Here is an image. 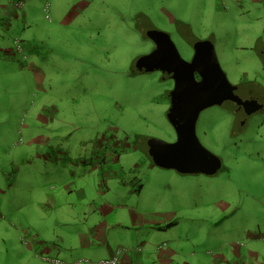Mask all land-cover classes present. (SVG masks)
<instances>
[{"label":"rangeland","instance_id":"rangeland-1","mask_svg":"<svg viewBox=\"0 0 264 264\" xmlns=\"http://www.w3.org/2000/svg\"><path fill=\"white\" fill-rule=\"evenodd\" d=\"M160 32L187 61L195 42L210 41L235 94L264 101V0H0V264L101 263L79 250L82 207L64 225L40 192L67 200L76 158L104 137L144 183L136 210L168 214L170 227L153 224L134 242V228L125 237L102 210L99 237L142 252L143 264H264V112L238 124L218 106L199 113L198 140L222 163L214 175L154 166L147 140L175 138L166 119L173 82L136 73L132 61ZM36 153L66 162H40V173L26 165ZM99 182L92 191L104 192ZM74 207L59 211L61 221Z\"/></svg>","mask_w":264,"mask_h":264},{"label":"water","instance_id":"water-1","mask_svg":"<svg viewBox=\"0 0 264 264\" xmlns=\"http://www.w3.org/2000/svg\"><path fill=\"white\" fill-rule=\"evenodd\" d=\"M154 43L155 48L150 53L137 58L134 70L140 74L159 72L162 80H172L166 119L175 133V140L165 142L149 138L147 154L152 164L162 169L182 175H214L222 163L198 140L199 113L226 101L240 106L246 115L255 113L262 105L257 100H243L235 94L236 87L227 80L210 41L195 42L188 61L180 56L167 34L159 33Z\"/></svg>","mask_w":264,"mask_h":264},{"label":"crops","instance_id":"crops-1","mask_svg":"<svg viewBox=\"0 0 264 264\" xmlns=\"http://www.w3.org/2000/svg\"><path fill=\"white\" fill-rule=\"evenodd\" d=\"M108 138L112 139L111 137H104L91 144V146L85 145V148H87L85 150H88V156L80 159L78 157L76 158L74 168L71 169H75V171L72 172V182L70 184L71 187H76L75 192L72 191L73 188L65 187L68 190L64 189L63 187L60 188V191L64 189V191L69 192L67 200L58 201V199H56L54 195L50 196L44 191L40 192L43 196V199L50 203L49 209L47 211L52 212L56 209L55 218L59 222H64L62 223L64 225H70L72 222H74L73 218L70 216H77L75 213L77 212V210H81L78 209L79 207H82V212H80L83 219L82 223L84 224L82 225V228H85L87 230H81L82 232L79 235V240L82 248L80 247L81 249L79 250L80 252H83L84 254L92 258H96V260H98V263H102L104 260L106 261L109 258H113L114 256L117 257V248L110 242V239L112 237L108 235L99 237L94 232L95 223H93V221L95 218H97V213L99 211L107 210L108 213L110 212L109 218L112 223L109 228H119L125 237H130V239H132V233H130L129 231L134 228V230L137 232L136 237L133 239L134 242L137 239V241H139V238H143L144 235H149L150 232L153 231V226H156L153 224H158V227L164 226L160 231H164V228L170 227L165 226L167 223H169L170 217L168 214H164L162 216L158 213L154 215L144 213L141 214L136 210L138 207H136L137 205H134L140 197V193L142 191L144 183H142V181L136 177L131 178L132 172L129 171L128 168L124 169L121 166V156H119V154H116L115 152H111L119 145V142L115 140L107 141L108 145H111L108 147L105 144V140H107ZM47 141L48 140H45L43 143H47ZM37 146V149L45 148L42 146V144ZM51 147L53 149L58 148V146L54 145H52ZM99 157L102 158L99 159ZM40 162H48L50 165L47 166H54V164H64L66 162V159L51 156L41 157L36 153V157H34L32 161H30V163L27 162L26 165L28 164L31 170L36 169L41 171L40 173L44 171V173H46L45 167L47 166H45L44 168H40ZM67 162H69L68 158ZM16 167L19 169V165H16ZM54 169L57 170V173H59L58 168L55 167ZM58 176H60V174ZM89 176L94 181L96 179L100 180L99 183L104 189V192L97 193V191L95 192L91 190L93 180H91ZM113 181H116V183L123 189L116 188L113 184ZM125 181H129V189L121 186V183H125ZM79 184L81 185V187L79 186ZM70 185H68V187ZM128 199L133 205H128ZM98 200L106 207V209L102 207L101 203H99ZM75 203H77V206L74 207ZM64 206H73L75 211L71 212L68 217L64 218L61 221L59 211L62 210ZM139 224L146 226L147 231L143 232L139 230ZM90 226L92 227L91 229L88 228ZM146 227L143 228L146 229ZM154 230L156 231L155 228ZM118 234L122 236L121 233ZM142 243L145 244L144 241ZM123 251L124 250H121V255L116 260V264H143L142 257L144 255L142 252H134L128 255L127 253H131L130 251H128L127 253L125 251L123 253ZM160 257L168 258L167 255H161ZM145 259L154 261L156 259V256L152 257L151 259L146 256Z\"/></svg>","mask_w":264,"mask_h":264},{"label":"flooded vegetation","instance_id":"flooded-vegetation-1","mask_svg":"<svg viewBox=\"0 0 264 264\" xmlns=\"http://www.w3.org/2000/svg\"><path fill=\"white\" fill-rule=\"evenodd\" d=\"M135 32H136V34L138 35L139 33H138V31H136L135 30ZM160 33H162V32H160ZM159 33H156V34H154L153 36H152V40H151V42H150V44H151V49H150V51H148L147 53L145 52V53H143L142 55H145V54H148V53H150L154 48H155V38H156V36L158 35ZM168 35V34H167ZM169 36V35H168ZM169 38H170V36H169ZM170 40H171V38H170ZM172 41V40H171ZM173 42V41H172ZM142 55H139L138 57H136V59L134 60V61H132V68H133V71H135L134 70V66H135V62H136V60H137V58H139L140 56H142ZM136 72V71H135ZM136 73H138V72H136ZM196 78H197V76H196ZM198 79V78H197ZM241 99H254V100H257V102L258 103H260L261 105H262V108H260L258 111H256L255 113H257V112H260V111H263L264 112V101H261V100H259L258 98H256V97H254V96H251V95H248V96H245V97H242ZM168 105H169V103H168ZM218 107H220V108H222V109H225L226 111H228V112H230L231 113V115H232V117H233V122L235 123V122H237V124H238V121H240L239 119H246V117L247 116H249V115H246L245 114V112H244V110L240 107V106H238V105H236L234 102H230V101H226V102H223L220 106H218ZM254 114V113H253ZM174 136H175V133H174ZM114 140V138H112V139H107V140H105L106 142V144H107V146H111V145H108V143H107V141H113ZM174 140H175V138H174ZM173 140V141H174ZM146 152H147V146H146ZM148 155V154H147ZM149 157V156H148ZM150 158V157H149Z\"/></svg>","mask_w":264,"mask_h":264},{"label":"built area","instance_id":"built-area-1","mask_svg":"<svg viewBox=\"0 0 264 264\" xmlns=\"http://www.w3.org/2000/svg\"><path fill=\"white\" fill-rule=\"evenodd\" d=\"M120 253H121V249H119V250H117L116 251V256L117 257H113V258H111L109 261H107V262H102L101 264H116L117 262H116V260L118 259V255H120Z\"/></svg>","mask_w":264,"mask_h":264},{"label":"trees","instance_id":"trees-1","mask_svg":"<svg viewBox=\"0 0 264 264\" xmlns=\"http://www.w3.org/2000/svg\"><path fill=\"white\" fill-rule=\"evenodd\" d=\"M219 171H220V170H219ZM219 171H218V172H219ZM218 172H217V173H218Z\"/></svg>","mask_w":264,"mask_h":264}]
</instances>
